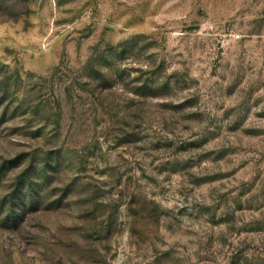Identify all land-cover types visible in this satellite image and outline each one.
Masks as SVG:
<instances>
[{
  "label": "rangeland",
  "instance_id": "1",
  "mask_svg": "<svg viewBox=\"0 0 264 264\" xmlns=\"http://www.w3.org/2000/svg\"><path fill=\"white\" fill-rule=\"evenodd\" d=\"M0 264H264V0H0Z\"/></svg>",
  "mask_w": 264,
  "mask_h": 264
}]
</instances>
